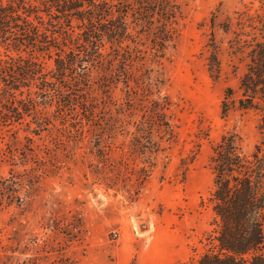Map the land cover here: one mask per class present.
<instances>
[{"label":"rangeland","instance_id":"rangeland-1","mask_svg":"<svg viewBox=\"0 0 264 264\" xmlns=\"http://www.w3.org/2000/svg\"><path fill=\"white\" fill-rule=\"evenodd\" d=\"M163 2L174 18L152 24L130 3L131 40L106 49L112 68L50 94L32 82L17 101L37 110L0 120V264H197L209 248L213 148L234 135L249 156L263 140L261 111L238 101L264 0ZM22 56L53 74L55 50Z\"/></svg>","mask_w":264,"mask_h":264},{"label":"trees","instance_id":"trees-1","mask_svg":"<svg viewBox=\"0 0 264 264\" xmlns=\"http://www.w3.org/2000/svg\"><path fill=\"white\" fill-rule=\"evenodd\" d=\"M131 2L137 4L147 24L153 23L155 15L167 23L174 18L172 7L163 0H0V45L16 53L8 55L6 61L0 59V83L4 87L0 108L6 106L4 101L10 105L7 113L0 112V120L9 124L37 110L32 98L17 101L18 94L23 97L22 90L32 82L40 81V89L50 94V87L69 80L86 85L89 67L112 68L103 67L105 61L109 63L106 49L119 52L131 40L127 20ZM52 49L55 58L50 77L37 62L22 56L28 52L49 54ZM246 58L238 107L261 111L263 140L249 156L234 135L213 148L209 202L214 217L207 239L209 248L197 264H264V41L254 40ZM208 66L212 77L219 78L215 48ZM231 94L229 90L226 101ZM223 105L222 116L226 117L229 108L225 101Z\"/></svg>","mask_w":264,"mask_h":264},{"label":"water","instance_id":"water-1","mask_svg":"<svg viewBox=\"0 0 264 264\" xmlns=\"http://www.w3.org/2000/svg\"><path fill=\"white\" fill-rule=\"evenodd\" d=\"M144 225L145 224H141L138 226L140 232H143L145 229H147Z\"/></svg>","mask_w":264,"mask_h":264}]
</instances>
